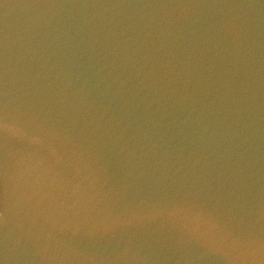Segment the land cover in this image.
Returning <instances> with one entry per match:
<instances>
[{"label": "water", "instance_id": "1", "mask_svg": "<svg viewBox=\"0 0 264 264\" xmlns=\"http://www.w3.org/2000/svg\"><path fill=\"white\" fill-rule=\"evenodd\" d=\"M0 264H264V0H0Z\"/></svg>", "mask_w": 264, "mask_h": 264}]
</instances>
